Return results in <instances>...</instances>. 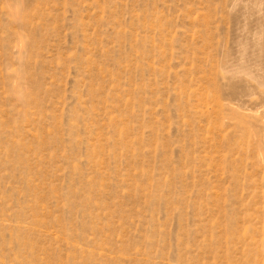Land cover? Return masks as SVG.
<instances>
[{
  "label": "rangeland",
  "instance_id": "obj_1",
  "mask_svg": "<svg viewBox=\"0 0 264 264\" xmlns=\"http://www.w3.org/2000/svg\"><path fill=\"white\" fill-rule=\"evenodd\" d=\"M0 264H264V0H0Z\"/></svg>",
  "mask_w": 264,
  "mask_h": 264
}]
</instances>
